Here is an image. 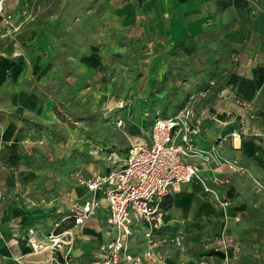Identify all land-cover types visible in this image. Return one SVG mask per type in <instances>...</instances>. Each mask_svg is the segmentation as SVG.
I'll return each mask as SVG.
<instances>
[{
  "label": "crops",
  "instance_id": "1",
  "mask_svg": "<svg viewBox=\"0 0 264 264\" xmlns=\"http://www.w3.org/2000/svg\"><path fill=\"white\" fill-rule=\"evenodd\" d=\"M25 1L7 0L6 11L12 18L5 24L0 16V264H93L102 259L101 245L110 240L106 202L84 225L73 229L72 244L66 248L70 251L68 259L59 252L51 261L53 250H35L30 240L43 238L56 220L41 205H27L10 196L39 178L37 168L25 159L24 153L29 152L27 135L22 136L25 132L10 114L41 120L53 117L39 95L22 82L27 56L19 46L21 41H14L16 36L25 35L19 37L24 44L36 41L53 45L43 23L35 21L25 27L24 22L29 21L25 20ZM124 12L126 21H136L146 31L161 36L163 47L171 54H198L219 63L214 76L191 77L192 81L184 84L183 98L206 87L211 79L217 80L207 99L198 104L199 112L205 106L208 110L196 143L200 149H208L220 142L217 152L246 169L235 172L226 163L192 158L226 204L219 203L197 179L171 191L165 201L172 204L157 233L160 240H167L160 249L162 259H144L143 264H221L225 258L230 264H264V0H127ZM164 57L155 55L151 61L146 89H154L159 82V64ZM238 100L253 105L254 116L244 112L243 123ZM134 116L136 119L130 116L123 122L127 142L108 147V152L116 150L123 155L133 143L147 140L144 120ZM242 129L246 133L241 139L229 137ZM85 167L79 172L90 176L106 173L112 165L103 154L96 165ZM76 173L73 192L66 202L69 210L73 203L83 204L94 195L78 183ZM217 179L229 182L219 183ZM96 195L101 198V194ZM144 228L139 225L130 242L133 255L143 254ZM176 236L185 239L180 247L170 241ZM222 236L231 240L227 246L215 241ZM208 240L210 243L204 244Z\"/></svg>",
  "mask_w": 264,
  "mask_h": 264
},
{
  "label": "rangeland",
  "instance_id": "2",
  "mask_svg": "<svg viewBox=\"0 0 264 264\" xmlns=\"http://www.w3.org/2000/svg\"><path fill=\"white\" fill-rule=\"evenodd\" d=\"M26 1L25 27L43 23L53 45L24 44L19 37L25 35L16 36L14 41H21L27 56L22 82L39 95L53 117L10 114L25 132L22 136L27 135V163L39 171L30 187L10 196L41 205L58 223L69 213L66 202L76 183L74 174L96 165L109 153L108 147L127 142L123 123L127 117L136 119V114L144 120L147 135L153 119L146 114L176 111L186 93L184 84L200 74L214 76L219 63L198 54H171L161 36L146 31L143 24L126 21L127 0ZM48 12L52 13L43 16ZM162 54L159 82L146 89L151 61ZM176 238L174 244L182 246L184 237Z\"/></svg>",
  "mask_w": 264,
  "mask_h": 264
},
{
  "label": "built area",
  "instance_id": "3",
  "mask_svg": "<svg viewBox=\"0 0 264 264\" xmlns=\"http://www.w3.org/2000/svg\"><path fill=\"white\" fill-rule=\"evenodd\" d=\"M6 1L0 0V16L5 24L12 18L6 11ZM216 85L217 80L211 79L206 87L189 94L173 113L153 116L147 140L133 143L125 154L109 151L106 160L112 165L110 171L94 172L90 176L77 172L78 183L92 192L93 197L83 204L73 203L68 215L56 222L48 234L41 239L30 240L33 248L53 250L51 261L56 260L59 252H63L67 260L70 251H66V248L72 244L73 229L84 225L106 202L110 240L101 245L102 259L93 264H143L144 259H162L160 249L167 240H160L157 233L166 214L163 203L171 191H177L181 185L197 179L219 203L226 204L201 175V165L192 160L200 156L205 161L226 163L231 171H246L237 160L223 158L217 152L220 142L208 149L197 146L196 136L203 130L204 116L208 110L205 106V110L199 112L197 107ZM238 103L243 108L239 115L243 123L244 112L248 111L250 116H254L253 105L243 100H238ZM123 105L124 102H121ZM146 116L151 117V114L148 112ZM245 133L244 129L236 130L229 137L232 140L241 139ZM217 182L227 183L229 180L217 179ZM98 193L101 198L96 195ZM67 224L71 225L67 227ZM139 225L145 226L142 256L130 253V242ZM170 240L179 241L176 237ZM230 241L225 236L216 240L222 246H227ZM202 263L207 264L205 261ZM221 264H230V261L225 258Z\"/></svg>",
  "mask_w": 264,
  "mask_h": 264
},
{
  "label": "trees",
  "instance_id": "4",
  "mask_svg": "<svg viewBox=\"0 0 264 264\" xmlns=\"http://www.w3.org/2000/svg\"><path fill=\"white\" fill-rule=\"evenodd\" d=\"M46 1L58 2V1H60V0H39L38 3L41 4V3L46 2ZM50 13H52V12H48L47 14H44L43 16H48V15H50ZM43 16H42V17H43ZM42 17H41V18H42ZM181 100H182V102H183L185 99L182 98ZM181 104H182V103H181ZM166 111H167V109L164 110V111H157V112H151V111H149V112H150V114H151V117H153L154 114L157 115V113L164 115V114L166 113ZM171 204H172L171 201H167V200H166V201H164L163 206H164L165 209H168V208L171 206ZM69 225H71V224H69Z\"/></svg>",
  "mask_w": 264,
  "mask_h": 264
}]
</instances>
